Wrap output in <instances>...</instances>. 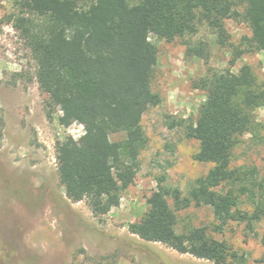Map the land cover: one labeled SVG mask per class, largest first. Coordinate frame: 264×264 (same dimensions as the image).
I'll return each mask as SVG.
<instances>
[{"label":"trees","instance_id":"trees-1","mask_svg":"<svg viewBox=\"0 0 264 264\" xmlns=\"http://www.w3.org/2000/svg\"><path fill=\"white\" fill-rule=\"evenodd\" d=\"M229 19L245 23L252 49L264 51V0L15 1L9 23L33 53L47 118L52 121L59 111L63 126L77 123L86 133L82 142L67 137L56 148L59 180L72 202L85 201L92 215L102 218L120 205L136 179L146 147L142 118L161 103L152 89L158 64L152 38L170 43L207 25L226 46ZM187 53L204 60L209 55L203 45L189 46ZM243 54L235 51L231 67ZM193 85L206 100L185 133L199 143L194 160L212 167L187 194L159 184L143 217L128 229L180 254L214 264H245V256L211 237L208 227L180 231L178 213L193 206L211 208V231L219 234L230 223L244 224L253 233L264 219V181L257 169L231 166L244 137L262 126L255 112L264 107V86L248 65L237 73L209 68ZM113 135L122 138L113 141Z\"/></svg>","mask_w":264,"mask_h":264},{"label":"rangeland","instance_id":"rangeland-1","mask_svg":"<svg viewBox=\"0 0 264 264\" xmlns=\"http://www.w3.org/2000/svg\"><path fill=\"white\" fill-rule=\"evenodd\" d=\"M15 1L0 0V264H214L143 241L128 227L143 217L147 199L159 184L187 194L212 167L194 160L199 143L185 133L206 100L194 82L209 68L237 73L248 65L264 86V51L252 49L248 26L226 20V46L218 44L207 25L199 26L192 37L170 43L152 38L158 48L152 89L161 103L142 118L146 147L134 183L118 207L95 218L85 201L74 203L67 197L56 160L57 144L67 137L82 142L84 127L63 126L59 111L52 121L47 118V97L37 83L33 53L9 23ZM201 45L209 53L206 60L188 55L189 46ZM236 50L244 54L231 67ZM255 117L262 126L258 133L244 137L231 166L255 168L264 181V107L256 110ZM120 138L111 136L113 141ZM178 220L180 231L188 226L208 227L211 237L227 241L244 255L245 264H264V219L253 233L244 224L230 223L221 234L211 231L214 217L209 207L181 211Z\"/></svg>","mask_w":264,"mask_h":264}]
</instances>
